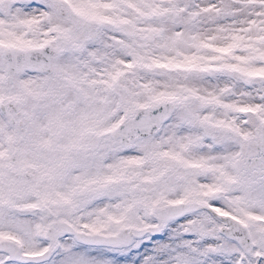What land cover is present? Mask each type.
<instances>
[{
	"label": "snow or ice",
	"instance_id": "1",
	"mask_svg": "<svg viewBox=\"0 0 264 264\" xmlns=\"http://www.w3.org/2000/svg\"><path fill=\"white\" fill-rule=\"evenodd\" d=\"M0 264H264V0H0Z\"/></svg>",
	"mask_w": 264,
	"mask_h": 264
}]
</instances>
